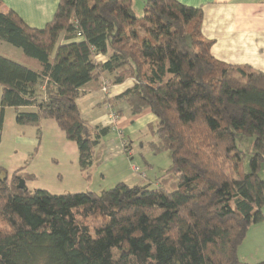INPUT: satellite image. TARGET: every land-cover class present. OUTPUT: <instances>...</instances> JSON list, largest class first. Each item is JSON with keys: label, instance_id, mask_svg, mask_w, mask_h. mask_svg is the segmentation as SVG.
Segmentation results:
<instances>
[{"label": "trees", "instance_id": "obj_1", "mask_svg": "<svg viewBox=\"0 0 264 264\" xmlns=\"http://www.w3.org/2000/svg\"><path fill=\"white\" fill-rule=\"evenodd\" d=\"M132 9L133 0H59L41 29L0 10V41L28 61L0 55V143L8 108L39 139L54 120L90 169L112 127L87 122L78 99L108 74L110 87L135 80L107 102L133 116L151 110L150 147L172 158L160 186L101 194L31 191L33 175L0 167V264H247L239 249L264 223V74L212 56L202 8L146 0L142 18ZM239 137L254 139L246 174Z\"/></svg>", "mask_w": 264, "mask_h": 264}, {"label": "crops", "instance_id": "obj_2", "mask_svg": "<svg viewBox=\"0 0 264 264\" xmlns=\"http://www.w3.org/2000/svg\"><path fill=\"white\" fill-rule=\"evenodd\" d=\"M178 1L190 7L202 8V34L205 39L213 42L211 54L216 60L234 66H248L264 74V0ZM58 5L59 0H0V10L2 12L12 10L28 26L39 29L44 28L53 19ZM61 43H68L64 36L61 37ZM0 55L18 63L28 62L21 49L15 48L3 41H0ZM134 85L133 80H128L122 85L111 87L109 92L104 94L100 89V82L92 83L84 87L82 96L78 99L79 108L86 121L93 126L112 127L113 129L101 142V144L107 143L106 154L104 155L103 163L99 171L102 179H104V173L111 170L113 165L121 161L130 160L133 157L135 148L131 138L133 137L134 140H139L141 139V135L149 137L148 127L157 121V118L150 110H146L136 116H131L126 104L122 103L116 108H111L108 104V100L117 98ZM1 94L2 88L0 87V100ZM20 110L23 112L34 111L33 108H21ZM8 112H14L16 116L14 109L8 108L6 115ZM118 112H121V116L119 115V119L115 122L113 115ZM26 128H30L32 133L28 131L27 134L23 131L21 134L22 143L30 147L38 146L36 147V156L40 152L39 150H41L43 139L48 135L53 139H58L63 144L62 134L64 132L59 129L54 120H45L42 122L40 139L38 138L37 128ZM124 132L128 135V140L124 136ZM154 141H156V138H151L147 142L150 150H152L150 143ZM124 143L127 144V149L123 151L122 144ZM101 144L97 148L101 147ZM64 145L70 151V156H73L71 164L74 167L73 174L75 180L81 181L84 173L79 165L78 147L76 143L73 145L68 141ZM76 168L78 172H76ZM145 178L147 177H136L133 181L139 182L136 185H149L146 184L149 180ZM129 181L130 179H123L119 183L131 184ZM250 235L255 237V239L248 245L250 241L249 237L239 251L240 259L247 264L264 262V223L253 226ZM247 249L256 253L249 255Z\"/></svg>", "mask_w": 264, "mask_h": 264}, {"label": "rangeland", "instance_id": "obj_3", "mask_svg": "<svg viewBox=\"0 0 264 264\" xmlns=\"http://www.w3.org/2000/svg\"><path fill=\"white\" fill-rule=\"evenodd\" d=\"M145 3L146 0H133L132 12L135 17L142 18L145 15ZM96 60L98 62H104L106 61V58L103 56H97ZM129 80H133L135 83L134 79ZM109 82L110 77L108 74L102 78V81H100V89L104 94H107L109 89L113 87L109 86ZM108 104L110 105L109 102ZM118 106L119 105L115 107L111 106V108H116ZM118 116V114L114 113L113 120L115 122L119 119ZM131 116L133 115L131 114ZM15 117L16 116L14 112H8V114L5 116V124L2 131V141L0 143V167L7 169L10 176L14 172H18L20 174L32 173L31 175L35 177L34 180L26 183V186L31 191L46 190L57 195L83 193L88 191L101 194L106 190L114 188L119 183V181L123 179H130L129 182H131V184L128 185H136L139 182L133 180L136 177L142 176L147 177L145 179L149 180L151 183L150 184L147 182L146 184L156 188L160 186V179L172 164V158L169 152L156 154L153 152V150H150L147 142L154 137L149 133V137L141 135V139L139 140H134L133 137L131 138V141L134 142L135 148L133 157L130 160L121 161L116 165H113L111 170L108 169L109 171L104 173V179L101 178L99 171L103 163L104 155L106 154L107 143H100L101 147L97 148L96 150L93 161L94 165L90 169L83 172L84 174L83 178H81V181H76L73 174L74 167L71 164L73 156H70V151L67 150L64 145L67 143V141L73 145H75V143L67 140L62 132L61 134L63 137V144H61L58 139H53L48 135L43 139L41 150H39L40 152L36 156V147L38 146H27L26 144L22 143L23 140L21 138L23 131L28 134V131L32 133V130L30 128H26L25 126H19L16 123ZM124 136L127 138V140L129 139L125 132ZM237 144L239 150L244 153L240 168L241 172L245 174L249 173L250 159L254 153V139L248 137H239ZM122 145V150H126L127 144L124 143ZM27 168H29L28 172ZM76 172H78L77 168ZM260 176L262 179H264V165L261 168ZM2 227L6 228L5 225ZM250 232L251 229L249 230L247 237L240 249H242L249 237L250 241L248 245L255 239V237L250 235ZM247 253L251 255L252 253L255 254L256 252H252V250L247 249ZM243 254H245V252H243Z\"/></svg>", "mask_w": 264, "mask_h": 264}, {"label": "water", "instance_id": "obj_4", "mask_svg": "<svg viewBox=\"0 0 264 264\" xmlns=\"http://www.w3.org/2000/svg\"><path fill=\"white\" fill-rule=\"evenodd\" d=\"M18 187L19 188H24L25 187V182L24 181H21Z\"/></svg>", "mask_w": 264, "mask_h": 264}, {"label": "built area", "instance_id": "obj_5", "mask_svg": "<svg viewBox=\"0 0 264 264\" xmlns=\"http://www.w3.org/2000/svg\"><path fill=\"white\" fill-rule=\"evenodd\" d=\"M79 37L81 36V34L78 35Z\"/></svg>", "mask_w": 264, "mask_h": 264}]
</instances>
